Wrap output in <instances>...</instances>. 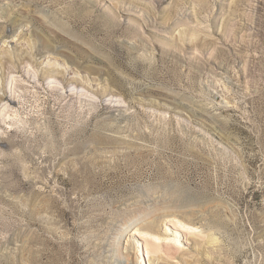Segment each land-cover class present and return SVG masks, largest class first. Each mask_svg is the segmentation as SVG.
<instances>
[{"label": "rangeland", "instance_id": "rangeland-1", "mask_svg": "<svg viewBox=\"0 0 264 264\" xmlns=\"http://www.w3.org/2000/svg\"><path fill=\"white\" fill-rule=\"evenodd\" d=\"M0 264H264V0H0Z\"/></svg>", "mask_w": 264, "mask_h": 264}, {"label": "bare ground", "instance_id": "bare-ground-1", "mask_svg": "<svg viewBox=\"0 0 264 264\" xmlns=\"http://www.w3.org/2000/svg\"><path fill=\"white\" fill-rule=\"evenodd\" d=\"M188 229V228H187ZM147 242V244H148V246H147V251H148V253L149 252H152V251H157V250H159L160 249V246L156 243H153L152 241L150 242V241H146Z\"/></svg>", "mask_w": 264, "mask_h": 264}]
</instances>
